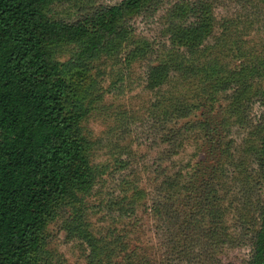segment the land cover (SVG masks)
Segmentation results:
<instances>
[{
  "label": "rangeland",
  "instance_id": "obj_1",
  "mask_svg": "<svg viewBox=\"0 0 264 264\" xmlns=\"http://www.w3.org/2000/svg\"><path fill=\"white\" fill-rule=\"evenodd\" d=\"M120 1L55 0L47 12L77 19ZM178 1L154 0L129 17L120 47L93 58L82 75L80 127L95 181L65 199L47 224L38 256L50 264L248 259L243 223L264 200L257 161L264 64L248 74L264 59V0H206L212 31L194 49L170 40ZM80 48L49 45L60 63ZM159 63L169 74L148 87L149 68ZM240 70L242 78L234 74ZM239 78L249 84L242 95Z\"/></svg>",
  "mask_w": 264,
  "mask_h": 264
},
{
  "label": "trees",
  "instance_id": "obj_2",
  "mask_svg": "<svg viewBox=\"0 0 264 264\" xmlns=\"http://www.w3.org/2000/svg\"><path fill=\"white\" fill-rule=\"evenodd\" d=\"M53 1L0 0V264H50L38 256L47 224L65 199L77 198L95 181L80 127L87 114L79 96L82 75L93 58L120 47L125 21L154 2L121 0L65 19L48 15ZM170 15L178 21L169 29L174 45L194 49L212 31L206 0L178 1ZM194 15L196 21L189 22ZM62 42L81 47L65 63L49 49ZM263 64L264 59L248 74L260 73ZM169 69L166 63L151 66L148 87L160 86ZM234 74L244 76L241 70ZM239 79L242 95L249 84ZM259 97L264 106L263 89ZM259 129L264 182V111ZM243 224L251 242L245 264H264V200Z\"/></svg>",
  "mask_w": 264,
  "mask_h": 264
}]
</instances>
